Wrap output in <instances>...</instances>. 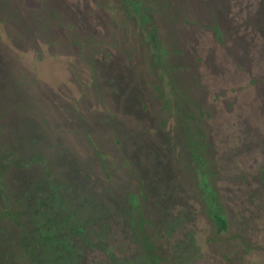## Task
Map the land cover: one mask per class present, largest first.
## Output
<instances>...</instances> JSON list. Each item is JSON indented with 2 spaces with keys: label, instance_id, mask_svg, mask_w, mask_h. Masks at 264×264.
<instances>
[{
  "label": "rangeland",
  "instance_id": "obj_1",
  "mask_svg": "<svg viewBox=\"0 0 264 264\" xmlns=\"http://www.w3.org/2000/svg\"><path fill=\"white\" fill-rule=\"evenodd\" d=\"M244 1L0 0V264H264Z\"/></svg>",
  "mask_w": 264,
  "mask_h": 264
},
{
  "label": "flooded vegetation",
  "instance_id": "obj_2",
  "mask_svg": "<svg viewBox=\"0 0 264 264\" xmlns=\"http://www.w3.org/2000/svg\"><path fill=\"white\" fill-rule=\"evenodd\" d=\"M247 1L248 0H245L244 1V4H246L247 3ZM259 2L260 3H264V0H259ZM157 35V34H156ZM149 36V35H148ZM150 39V38H149ZM151 43H153V42H151ZM154 44V43H153ZM259 94L261 95V96H263L264 97V91H262V92H260L259 91ZM260 102H262V100L260 101ZM263 112V111H262ZM258 125L256 126V128L255 129H257V132L255 133V134H251L253 137H254V140L256 141V143H258V141L259 142H261V139L262 138H264V126H263V128L261 127V124H263L264 125V122L261 120V118L259 119V121H258ZM261 144V146H263V144L262 143H260ZM215 219L217 220V222L219 223V229H220V231H222V230H225V229H227V227H228V221H227V219L225 218V217H223L222 215H220V214H218V213H216L215 214ZM207 263V261H204L203 262V264H206Z\"/></svg>",
  "mask_w": 264,
  "mask_h": 264
},
{
  "label": "trees",
  "instance_id": "obj_3",
  "mask_svg": "<svg viewBox=\"0 0 264 264\" xmlns=\"http://www.w3.org/2000/svg\"><path fill=\"white\" fill-rule=\"evenodd\" d=\"M146 28L148 31L150 41L155 44L157 42V35H156V30H155L153 24L151 22L147 21L146 22Z\"/></svg>",
  "mask_w": 264,
  "mask_h": 264
}]
</instances>
